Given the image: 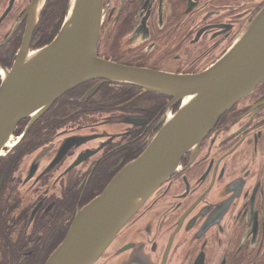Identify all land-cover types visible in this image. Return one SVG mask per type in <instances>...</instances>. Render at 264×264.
Listing matches in <instances>:
<instances>
[{
    "label": "flooded vegetation",
    "instance_id": "af4514ba",
    "mask_svg": "<svg viewBox=\"0 0 264 264\" xmlns=\"http://www.w3.org/2000/svg\"><path fill=\"white\" fill-rule=\"evenodd\" d=\"M34 0H0V85ZM68 0H45L29 48L49 44ZM264 0H102L96 54L172 74L219 60ZM44 38H47L44 39ZM94 79L16 126L0 154V264H45L76 213L147 148L181 105ZM264 264V78L217 122L197 154L133 216L95 264Z\"/></svg>",
    "mask_w": 264,
    "mask_h": 264
},
{
    "label": "water",
    "instance_id": "95a60500",
    "mask_svg": "<svg viewBox=\"0 0 264 264\" xmlns=\"http://www.w3.org/2000/svg\"><path fill=\"white\" fill-rule=\"evenodd\" d=\"M45 0L29 8V26L12 67L2 70L0 154L18 123L44 113L61 95L90 80L127 84L181 100L145 151L103 192L80 209L45 264H95L115 237L179 168L194 157L219 119L264 78V7L228 51L206 70L172 74L134 67L96 54L102 0H68L53 40L29 48ZM122 264H151L135 254Z\"/></svg>",
    "mask_w": 264,
    "mask_h": 264
},
{
    "label": "trees",
    "instance_id": "16d2710c",
    "mask_svg": "<svg viewBox=\"0 0 264 264\" xmlns=\"http://www.w3.org/2000/svg\"><path fill=\"white\" fill-rule=\"evenodd\" d=\"M44 39H46V40H47V38H44Z\"/></svg>",
    "mask_w": 264,
    "mask_h": 264
}]
</instances>
